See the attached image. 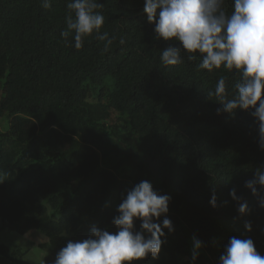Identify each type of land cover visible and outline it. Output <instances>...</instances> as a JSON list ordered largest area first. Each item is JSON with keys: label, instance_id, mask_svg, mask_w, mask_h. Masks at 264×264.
<instances>
[{"label": "trees", "instance_id": "trees-1", "mask_svg": "<svg viewBox=\"0 0 264 264\" xmlns=\"http://www.w3.org/2000/svg\"><path fill=\"white\" fill-rule=\"evenodd\" d=\"M69 2L51 0L45 9L42 0H0V118L7 116L0 127V233L45 236L25 246L0 242V259L53 264L69 240L86 239L93 226L115 232L116 206L142 180L171 197L166 216L175 229H164L158 258L143 260L181 264L187 255L188 264H218L231 237L251 238L264 256V207L245 187L264 167L253 109L217 114L222 105L208 97L224 77L232 98L235 70L199 69V55L189 61L185 53L181 63L162 65V49L179 42L156 38L144 0H98L101 33L113 42L105 50L93 33L76 49L71 36H61ZM224 8L230 13L232 0ZM104 85L106 101H91L90 90ZM112 110L127 120H115ZM233 188L241 201L230 196ZM193 236L203 242L195 261ZM33 251L37 262L27 259Z\"/></svg>", "mask_w": 264, "mask_h": 264}, {"label": "clouds", "instance_id": "clouds-1", "mask_svg": "<svg viewBox=\"0 0 264 264\" xmlns=\"http://www.w3.org/2000/svg\"><path fill=\"white\" fill-rule=\"evenodd\" d=\"M225 0H144L143 12L147 21L154 23L157 39L178 41V46H168L160 53V63L174 66L182 62L185 53L189 61L200 57L199 69L209 72L223 66L229 72L235 70L239 77L235 93L229 98L226 79L216 82L208 97L222 105V111L234 115L237 110H249L258 125L259 146L264 149V0H232V10L224 8ZM42 7H51V0H42ZM70 14L65 17L66 30L61 32L65 42L71 36L73 46L80 49L85 37L96 34L106 41L105 50L112 44L107 32L101 33L105 17L98 9L103 4L98 0H71L67 4ZM124 44L123 38L119 41ZM3 180H0L2 182ZM245 187L259 198L264 207V167L255 170ZM233 200L242 197L230 190ZM171 197L154 190L148 180H142L126 190L122 202L116 206L112 223L115 232L93 226L86 239L69 240L57 253L53 264H124L139 261L149 255L158 258L161 246L166 242V233L174 232L172 221L167 218ZM210 204L216 206L213 193ZM249 211L247 202L239 203L241 215ZM164 215L162 222L158 223ZM140 222L139 230L136 221ZM251 222L245 228L251 231ZM203 242L193 236L192 261L199 255ZM218 264H264L262 256L251 238L231 237L220 255Z\"/></svg>", "mask_w": 264, "mask_h": 264}, {"label": "rangeland", "instance_id": "rangeland-1", "mask_svg": "<svg viewBox=\"0 0 264 264\" xmlns=\"http://www.w3.org/2000/svg\"><path fill=\"white\" fill-rule=\"evenodd\" d=\"M109 90V86L104 85L98 93H95L92 89L89 92V98L91 101L97 102L99 99H102L104 101H106L107 98V92ZM112 116L115 120H122L124 121L125 119L127 120L126 116L123 113H119L116 112L115 110H112ZM7 114V113H5ZM6 118H0V127L2 129H5L7 126V116H5ZM35 231L37 233H39L40 235H31L33 233H27V234H20L17 233L15 231H10V230H4L2 233H0V242H5L6 244L12 246V247H16V244H21V246H25L28 245V240H35V241H40L43 238H45L43 232L39 231V230H32ZM30 231V232H32ZM37 254V252L33 251L31 255H29L27 257V259L33 261V256H35ZM31 258V259H30ZM41 258L38 257V259H35L33 262H37L38 260H40ZM2 261V260H1ZM180 263L181 264H188L189 263V256H180ZM124 264H128V262H124ZM131 264H154L152 262H148L145 260H139V261H133L131 262Z\"/></svg>", "mask_w": 264, "mask_h": 264}, {"label": "crops", "instance_id": "crops-1", "mask_svg": "<svg viewBox=\"0 0 264 264\" xmlns=\"http://www.w3.org/2000/svg\"><path fill=\"white\" fill-rule=\"evenodd\" d=\"M0 264H5V261L0 262Z\"/></svg>", "mask_w": 264, "mask_h": 264}, {"label": "built area", "instance_id": "built-area-1", "mask_svg": "<svg viewBox=\"0 0 264 264\" xmlns=\"http://www.w3.org/2000/svg\"><path fill=\"white\" fill-rule=\"evenodd\" d=\"M0 262H2L1 259H0Z\"/></svg>", "mask_w": 264, "mask_h": 264}]
</instances>
